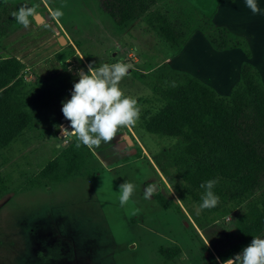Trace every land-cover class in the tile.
Listing matches in <instances>:
<instances>
[{
	"label": "rangeland",
	"instance_id": "obj_1",
	"mask_svg": "<svg viewBox=\"0 0 264 264\" xmlns=\"http://www.w3.org/2000/svg\"><path fill=\"white\" fill-rule=\"evenodd\" d=\"M257 3L261 13L254 15L245 0H147L145 13L117 33L99 0H0V60L21 63L15 79L25 78L26 89L44 80L62 103L71 97L78 70L122 61L132 67L120 87L141 109L137 123L122 127L112 142L95 151L76 147L89 156L87 163L64 182L51 183L39 174L77 143L75 136L62 135L61 126L71 127L54 101L0 149L6 185L0 198V264H223L228 249L251 243L245 221L263 212L264 189L250 194L239 183L221 181L214 191L218 205L200 209L204 191L188 187L182 162L168 154L182 139L147 132L143 115L165 103L163 93L181 81L179 72L228 95L241 65L249 62L264 86V0ZM22 5L39 13L28 28L12 16ZM56 9L64 15L55 18ZM222 28L234 39H246L250 58L238 43L217 50L209 42ZM163 30L184 40L178 52L166 45ZM112 159L123 161L113 165ZM125 181L136 190L121 206L119 186ZM151 184L157 189L145 199ZM161 248L177 252L165 263Z\"/></svg>",
	"mask_w": 264,
	"mask_h": 264
},
{
	"label": "trees",
	"instance_id": "obj_2",
	"mask_svg": "<svg viewBox=\"0 0 264 264\" xmlns=\"http://www.w3.org/2000/svg\"><path fill=\"white\" fill-rule=\"evenodd\" d=\"M147 0H99L106 18L115 32H123L131 22L141 17ZM3 20L0 17V30ZM164 42L178 52L184 40L163 30ZM1 38V35H0ZM209 42L222 50L238 43L247 58L251 51L243 37L232 38L226 28L208 36ZM21 63L15 58L0 60V149L10 145L28 124L52 101L46 82L37 79L26 89L25 78L16 80ZM176 74V72H172ZM181 81L167 88L165 103L153 112H145L144 129L149 133L177 136L182 145L170 156L174 163L182 162V179L190 189L202 190V182L217 179L239 183L250 194L264 189V86L258 71L249 63L240 67L239 81L228 95H220L206 83L185 72L178 73ZM12 79L15 81L10 82ZM87 151V146L82 145ZM68 145L61 154L50 160L40 171L42 178L60 183L79 175L87 157ZM89 151V150H88ZM56 172V174H55ZM33 186H38L33 183ZM6 191L0 175V197ZM163 207L167 200L158 199ZM247 239L264 234V210L256 218L245 221ZM244 248V242L227 250L223 260L234 257ZM172 253L161 248L160 253L171 260Z\"/></svg>",
	"mask_w": 264,
	"mask_h": 264
},
{
	"label": "clouds",
	"instance_id": "obj_3",
	"mask_svg": "<svg viewBox=\"0 0 264 264\" xmlns=\"http://www.w3.org/2000/svg\"><path fill=\"white\" fill-rule=\"evenodd\" d=\"M245 6L256 15L261 13L257 0H245ZM39 15L34 6L22 5L12 13L13 18L25 28ZM64 15L56 9L55 18ZM44 27H49L47 22ZM132 65L116 62L103 64L99 68L88 65L87 72L77 71L79 79L74 83L71 97L62 102V113L70 122L71 131L61 126L62 135L71 134L76 137V147H99L101 143L112 142L122 127L134 126L140 117L141 109L135 98L127 96L120 87V81L128 75ZM175 86V84H173ZM217 179L202 182L204 189L200 209H211L218 205L220 197L213 189ZM136 190V186L125 181L119 186V202L126 205ZM156 190L155 186L145 189L144 198L150 199ZM199 214V210L197 212ZM219 261V257L216 258ZM223 264H264V238L253 237L251 243L234 257L223 261Z\"/></svg>",
	"mask_w": 264,
	"mask_h": 264
},
{
	"label": "crops",
	"instance_id": "obj_4",
	"mask_svg": "<svg viewBox=\"0 0 264 264\" xmlns=\"http://www.w3.org/2000/svg\"><path fill=\"white\" fill-rule=\"evenodd\" d=\"M43 81H44V80H43ZM44 82H45V81H44ZM46 84H47V83H46ZM47 85H48V84H47ZM48 87H49V85H48ZM49 89H50V91L52 92V95H53V99H52V101H54L55 103H57V104L59 105V107H60V110H61V109H62V103L59 101V98H58L56 95L54 96V93H53V91L51 90V88H49ZM49 103H50V102H49ZM48 105H49V104H48ZM48 105H47V106H48ZM47 106H46V107H47ZM46 107H45V108H46ZM45 108H44V109H45ZM44 109H42V110H44ZM66 121L68 122V120H66ZM60 123L62 124L63 121L60 122ZM68 123H70V122H68ZM68 123H67V124H68ZM63 125H64V123H63ZM66 128H68V127H66ZM66 128H65V129H66ZM67 130H68V129H67ZM23 131H24V130H23ZM120 135H121V134H120ZM17 138H18V137H17ZM13 142H14V141H13ZM10 144H11V143H10ZM116 145H118V144H116ZM7 147H8V146H7ZM111 147H115V146H111ZM5 148H6V147H5ZM91 149L94 150L93 148H91ZM112 149H113V148H112ZM94 151H95V150H94ZM106 151H111V148H109V149L106 150ZM57 155H58V154H57ZM114 155H116V153H114ZM53 158H54V157H53ZM53 158H52V159H53ZM52 159H51V160H52ZM49 161H50V160H49ZM49 161H48V162H49ZM121 161H123V160L117 161V159H115V160L112 159L111 162H113L112 164L114 165V164H116V163H118V162H121ZM106 165H110V164H109V163H106ZM79 175H80V174H79ZM154 175H155V174H154ZM75 177H76V176H75ZM149 178H150V177H149ZM147 179H148V178H147ZM66 181H67V180H66ZM147 181H148V180H145L144 184H146ZM63 182H64V181H63ZM152 185H153V184H151V186H152ZM144 186H145V185H144ZM154 186H155V185H154ZM5 194H6V193H3V194L1 195V197L4 196ZM1 197H0V198H1ZM158 252H159V255L163 257V255L160 253V251H158ZM163 260L165 261V263H167V261H170V260H168V259L166 260V258L163 259ZM163 263H164V262H163Z\"/></svg>",
	"mask_w": 264,
	"mask_h": 264
},
{
	"label": "water",
	"instance_id": "obj_5",
	"mask_svg": "<svg viewBox=\"0 0 264 264\" xmlns=\"http://www.w3.org/2000/svg\"><path fill=\"white\" fill-rule=\"evenodd\" d=\"M39 17L37 16V19H38ZM66 129H68V128H66ZM152 186H154V185H152ZM156 188V187H155ZM157 189V188H156Z\"/></svg>",
	"mask_w": 264,
	"mask_h": 264
}]
</instances>
